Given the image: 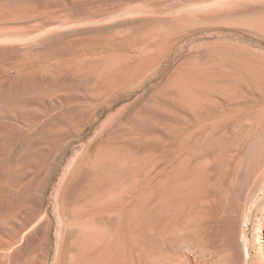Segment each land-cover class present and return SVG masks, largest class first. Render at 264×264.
<instances>
[{"label":"rangeland","instance_id":"1","mask_svg":"<svg viewBox=\"0 0 264 264\" xmlns=\"http://www.w3.org/2000/svg\"><path fill=\"white\" fill-rule=\"evenodd\" d=\"M263 67L264 0H0V104H46L41 147L47 161L58 158L42 168L33 218L0 226L23 224L0 264H63L75 229L67 200L78 190L97 200L132 186L142 197L135 220L146 225L179 210L198 164L215 171L214 124L226 130L231 108L261 104ZM68 131L72 142L58 138ZM95 209L84 220L98 230Z\"/></svg>","mask_w":264,"mask_h":264},{"label":"bare ground","instance_id":"2","mask_svg":"<svg viewBox=\"0 0 264 264\" xmlns=\"http://www.w3.org/2000/svg\"><path fill=\"white\" fill-rule=\"evenodd\" d=\"M260 74L258 80L261 82L258 83H261L262 96L258 95L261 104L231 108L226 130L220 131V121L214 124V132L210 131L213 136L209 139L212 150L208 151H213L211 164L215 171L211 175L205 170L210 160L198 164L197 181L193 185L180 186V209L175 210L177 205L172 206L175 213H171L170 207L163 206L170 214L167 211L168 215L161 217L158 206L161 207L162 203H157L160 220L157 221V216L152 214L150 221H155L152 225L150 221L146 225L144 218L142 222H136L135 204H139L142 197L137 196L133 186L136 201L132 186L128 184V187L107 191L97 200L91 190L87 198L85 190L72 194L71 200L67 201L72 204L73 211L69 223L75 229L70 234L72 241L69 239L71 244L66 249L63 264H264V67ZM50 112L46 104H0V159H3L0 161V206L3 207L0 226H7L16 214L23 216L24 220H29L25 216L33 218L34 209L30 204L33 199L37 200L41 191V185L37 186L38 179L41 183L47 179L46 174L41 175L42 168L46 170L48 164L52 170L58 162V158L47 161V152L41 145L50 140L51 132L47 129L51 122L44 124L42 113L46 114L45 117ZM75 132L68 131L58 138L70 143L76 137ZM17 162L27 171H14L16 169L12 168ZM260 197L262 200L256 205ZM142 203L141 207H144V201ZM96 206L102 213L98 230L93 227V218L84 220ZM28 208L31 210L29 215L25 213ZM22 227L19 222L12 225L9 232L1 228L0 249L6 250L10 245L6 238L16 240ZM90 240L94 241V248H89Z\"/></svg>","mask_w":264,"mask_h":264}]
</instances>
